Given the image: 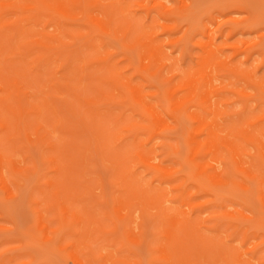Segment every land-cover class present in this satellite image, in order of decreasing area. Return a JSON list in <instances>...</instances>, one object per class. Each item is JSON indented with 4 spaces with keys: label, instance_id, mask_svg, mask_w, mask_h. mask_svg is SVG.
Returning <instances> with one entry per match:
<instances>
[{
    "label": "bare ground",
    "instance_id": "obj_1",
    "mask_svg": "<svg viewBox=\"0 0 264 264\" xmlns=\"http://www.w3.org/2000/svg\"><path fill=\"white\" fill-rule=\"evenodd\" d=\"M150 1L0 0V190L15 201L36 176L28 197L41 243L70 264H264V76L221 59L225 46L245 62L264 53V32L251 37L264 13L242 0ZM137 6L179 34L169 44L182 57L200 49L188 50L193 66L170 63L155 21L135 25ZM238 10L248 17L228 16ZM227 23L228 38H249L216 44ZM228 91L238 120L220 109Z\"/></svg>",
    "mask_w": 264,
    "mask_h": 264
},
{
    "label": "rangeland",
    "instance_id": "obj_2",
    "mask_svg": "<svg viewBox=\"0 0 264 264\" xmlns=\"http://www.w3.org/2000/svg\"><path fill=\"white\" fill-rule=\"evenodd\" d=\"M131 1H133V3L134 2L136 3L139 0H131ZM143 1L145 2V0H143ZM214 1H217V0H204L202 5H203V7H207L208 5L212 4V2H214ZM242 1L249 3V6L254 8L253 10H255V8H256L255 12L264 13V12H262V11H264V4L261 5L259 3V0H242ZM144 2H143V4H144V6L146 5V7L152 5V3H151L152 1H150V0H146V3H144ZM150 3H151V5H150ZM205 3H207V4L205 5ZM257 4H258V7H256ZM167 5L177 7L178 3H177V1L173 0V1L169 2ZM138 8H139L138 6L137 7H131V11H130L131 16L136 18L135 25L140 26V25H145L149 22L151 23V21H155L156 27H155L154 31H155V34L158 35V39H157L158 43L161 45H164L165 53L170 58V61H171L170 63H173L174 66L177 67L181 71H186L188 68L193 66V62L189 58L190 56H188V54L191 53L192 55L196 56V54L200 53V49L198 47L197 48L193 47L194 48L193 49L191 47V44H190V45H188L189 49H188V46H187V49L189 51L192 49L191 52L188 53L189 51L186 50L187 54L185 53L182 57L181 51L178 50L177 47H173L172 45L169 44L170 39L179 36V34L177 35L176 32L172 33L171 35L164 33L162 30V27L160 25L165 24V20L161 19V17L158 16L156 11H152L150 13V17H149L150 19H149L147 16V13L143 9H140V8L138 9ZM238 11H236L235 13H228V14H230L228 16L232 17L234 19H238V20L244 19L246 17V14L248 17V13H246L242 10L239 11L240 13ZM130 14H129V17H130ZM203 18H204V19H202L203 23L205 21H206L205 23H207L208 25H209V23H211V22H209L208 19H206L207 15H206V18H205V15L203 16ZM221 19H225V17L223 16V18H221ZM219 21H220V19H219ZM207 24H206V26H207ZM210 25H213L214 28L216 29V24L214 25V23L213 24L211 23ZM213 26H208V27H210L209 29H211V27L213 28ZM223 27H222L223 28L222 30L224 32L223 33L224 36L221 37L219 35L220 36L219 37L217 35L218 33L216 34V30H215V33L214 32L213 33L211 32V34L208 33V38L210 36L213 37V36L217 35V38L215 39L216 44H222V43L230 44V43L235 42L236 40L249 38V36H250V35L242 36L241 34H238V35H234L232 38H228V35L230 33V23L223 25ZM261 28H264V25L259 26L258 30L256 32H254L253 34H251L252 39H254L253 41H258V37L260 36V33L262 34V32H264V30H262ZM51 30L52 29H50V31ZM257 32H258V34H256ZM255 36H257V37H255ZM205 37L206 36L200 35V33H196V37L194 40H198V42H200L202 40L203 42H205L207 39V37H206V39H205ZM251 37H250V39H251ZM235 44L238 47L241 46V44L238 42ZM75 46H77V45H75ZM109 49L112 52H115L118 50L117 48H114V47H109ZM173 50H174V52H172ZM192 51H193V53H192ZM183 58H184V60H183ZM231 58H233V62L235 64H238V66L240 68L249 69V70H252L254 72L256 71L257 72V74H256L257 78L264 76V53H261V52L257 53L254 55L252 60H250L249 62H245V56L243 54H241V55L239 54L236 57H234V50L232 48L225 46V49L223 51V55H222L221 59L229 60ZM116 60H117V62L118 61L120 62L119 63L120 67L122 68V71L124 72L125 76L131 77L133 75L134 71L130 69L128 61L125 60L124 56L121 53H118L116 56ZM228 79H230V78H228L224 75L221 77V80L224 82V83L222 82L223 84H227V83L229 84L230 81L232 83H236L235 78H231L230 81H228ZM135 81L141 82V79L139 77H137ZM215 83L217 84L216 81H215ZM218 83H220V82L218 81ZM238 84H236L237 87L238 86L239 87H242V86L245 87V85H246L243 81L241 83L239 82ZM230 86L228 85V87H230ZM230 88H228V89H230ZM232 88H235V87H232ZM250 89L251 88H249V91H250L249 94H253L252 89L251 90ZM224 96H225V98H223L222 100L226 101L228 103V105H226V106L220 105L221 111L227 110V111L233 113L234 115L232 116V119L238 120L237 114H240L242 112V108H243L241 101L238 100L237 96H236V98L234 97L235 94L232 91L231 92L230 91L225 92ZM251 110L254 111V103L253 102L251 103ZM259 111L264 112V104H261L260 108L258 110H256V112H258V113H259ZM130 114L131 113H129V115ZM137 120H139V119L137 118ZM170 135H175V134H170ZM142 138H145V136H142ZM128 140L130 141V139H128ZM252 153H253V151H252ZM23 156L24 155H22V154H17L15 157L18 160H22ZM26 165L28 166V160L25 163L19 164L18 167L22 169ZM137 167H136V171L140 173V176H142V178H144L145 182L151 180L150 175L147 174L146 171L144 172V169H141L139 167L137 168ZM98 168L100 169V171H103L102 170L103 167L101 165H99ZM142 178L140 177V180ZM36 181H37L36 176L30 177L28 179V181L25 180L24 183L26 185L25 186L26 189L25 188L22 189L21 196H19L18 199L15 201H7L4 197L5 196L4 192L0 190V226L5 228V231L0 233V264H2V263L3 264H23V263L30 264L31 262H33L31 264H70L71 263L70 260L67 258L65 252L58 251L57 248H55V247H48L45 249V247L41 243L42 239H41L39 232L37 231L38 230L37 224L34 223L35 217H34V214L32 211L33 207L30 206L31 204H30V200L28 197L30 194L29 193L30 189L34 184H36ZM154 184L156 185L158 183L156 182ZM27 189H29V190L26 191ZM95 190H96L94 192V194L96 193L95 195H98V193L100 194L99 189H95ZM28 200H29V203H28ZM200 202L203 203L204 200H200ZM258 205H259V203H257V208L260 207ZM107 207L108 206H106V208L104 207L103 209L110 212L109 207H108V209H107ZM50 217H52V216H50ZM138 221H139V219H138ZM136 232H137V230H136ZM203 232L206 235H210V236L212 235V233H210L208 231H203ZM260 233H262V231ZM37 236H40V237H37ZM238 237L241 240V238H240L241 236L239 235ZM66 239H68V237ZM38 240H40V241H38ZM254 240L255 239H253L252 242L249 241V242H251L250 244L257 245V243H259L261 241V237L257 238V240H255V241ZM67 241H69V240H67ZM30 242H32L33 244H31ZM250 244H249V246H248V244L242 245L241 241L234 243V245L237 248H239L240 251H242V250L246 251L247 248L251 247ZM261 248H262L260 250L261 254H262V256H264V246H262ZM142 253L145 254V251L143 250ZM21 254H22V256H21Z\"/></svg>",
    "mask_w": 264,
    "mask_h": 264
}]
</instances>
